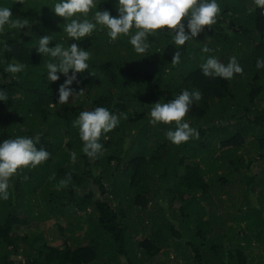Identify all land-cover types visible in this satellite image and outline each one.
Listing matches in <instances>:
<instances>
[{
    "label": "trees",
    "instance_id": "1",
    "mask_svg": "<svg viewBox=\"0 0 264 264\" xmlns=\"http://www.w3.org/2000/svg\"><path fill=\"white\" fill-rule=\"evenodd\" d=\"M57 2L0 0V7L10 8L12 19L27 20L30 25L22 29L5 25L0 32V42L6 41L11 49L6 51L0 43V91L8 97L0 100V142L39 135L35 146L50 153L48 160L34 168H19L9 181V199L0 198V264H123L121 256L126 264H142L163 247L178 245L189 224L198 228L199 239L197 245L184 239L195 252L194 260L187 258L185 264L197 260L201 264H264V68L256 67L258 59L264 60L262 10L254 0H217L221 12L211 27L205 26L183 46L175 45L169 29L158 30L147 37L148 50L138 54L129 43L135 27L129 36L121 34L115 41L99 24L80 40L68 37L64 27L70 20L52 10ZM94 4L86 16L77 13L72 19L95 23V12L103 10L118 15V0H94ZM183 22L186 26L187 18ZM44 35L52 37L49 47L77 43L91 53L88 69L76 73L79 84L70 85L77 93L66 104L58 102V88L66 77L58 72L59 79L49 81L46 63L50 57L36 51ZM204 46L212 51L203 52ZM176 51L180 62L173 65ZM209 56L224 64L235 57L243 74H234L231 80L205 76L200 65ZM14 62L25 69L7 72L8 64ZM182 90L202 93L184 117L198 130L199 138L177 145L166 138L175 123L152 125L149 113L152 104L175 99ZM96 107L124 113L127 119L121 117L117 127L102 133L103 151L92 159L81 151L83 142L73 121L81 111ZM161 148L168 154H159ZM254 161L256 169L251 166ZM239 166L246 168L242 171ZM53 173L55 178L50 179ZM69 173L71 182L57 190L59 180ZM167 195L171 200L179 198V219L163 213ZM249 199L254 210L247 208ZM219 200L226 209L218 211ZM201 201L209 208L200 207ZM133 207L149 210L147 230L135 240L140 229L126 216ZM232 210L247 225L244 243L224 253L217 252V243L200 251V228L208 234L224 233L234 243L237 234L229 233L231 221L221 220L216 227L210 221L212 215L221 217ZM191 213L193 219L185 222ZM63 215L76 218L74 225L57 222L61 231L72 233L63 245L48 243L39 231L19 233L31 217ZM83 223L87 226L83 235L75 236V228L82 229ZM250 244L258 250L248 260L244 248ZM225 249L229 248L225 245Z\"/></svg>",
    "mask_w": 264,
    "mask_h": 264
},
{
    "label": "clouds",
    "instance_id": "2",
    "mask_svg": "<svg viewBox=\"0 0 264 264\" xmlns=\"http://www.w3.org/2000/svg\"><path fill=\"white\" fill-rule=\"evenodd\" d=\"M254 4L262 10L261 14L264 15V0H254ZM94 7V0H59L54 4L52 10L57 16L70 20L66 23L64 31L68 37L74 40L89 36L97 24L105 26L109 30L107 35L112 41H115L121 34L129 36L135 27L137 31L130 35L129 43L138 54H144L150 47L147 37L164 28L169 29L172 33L175 45L183 46L188 40L196 37L205 26L211 27L215 24L216 17L221 12L217 0H118L117 16L103 10L95 12V23L88 19H72L77 13L86 16ZM252 10L249 9V11ZM12 16L10 8L0 7V32H3L5 25L13 29L30 26L27 20L12 19ZM185 18H187L186 26L183 22ZM51 40L52 37L49 35L41 36L36 51L50 57L46 63L49 81H57L59 79L58 72L66 77L58 88V102L66 104L69 97H73L77 93L70 85L74 81L79 84L76 73H82L88 69L87 61L91 58V53L80 48L77 43H72L68 48H64L61 44L49 47ZM0 43L3 44L6 51L11 50L6 41ZM202 51L208 53L212 49L204 46ZM171 62L173 65L180 62L179 51L173 53ZM25 67L24 64L14 62L9 63L5 70L15 74L23 71ZM256 67L264 68V60L258 59ZM70 69L72 70L71 75H69ZM200 69L205 76H218L227 80H231L234 74H243V69L235 57H231L228 63L224 64L214 56H209L200 65ZM82 92L83 89L79 91L80 94ZM7 98V94L0 91V100ZM201 99L202 93L199 90L192 92L182 90L175 99L152 104L149 123L152 125L175 123V129H169L166 132V138L177 145L187 142L193 137L199 138L198 130L185 122L184 117L193 100ZM121 117L127 119L126 114H113L105 107L81 111L73 121L74 126L78 127L79 137L83 142L81 151L87 157L96 159L103 151V146L99 142L102 133L110 132L117 127ZM39 140V135L34 137L17 136L14 139H5L0 142V198L9 199V181L19 168L29 166L34 168L49 159L50 153L47 150L43 147L37 149L35 146ZM70 157L71 161L75 163L76 153H70ZM25 178L27 179V177ZM54 178L55 173L50 179ZM71 179L70 173L66 178L60 179L56 186L57 190L67 187Z\"/></svg>",
    "mask_w": 264,
    "mask_h": 264
},
{
    "label": "rangeland",
    "instance_id": "3",
    "mask_svg": "<svg viewBox=\"0 0 264 264\" xmlns=\"http://www.w3.org/2000/svg\"><path fill=\"white\" fill-rule=\"evenodd\" d=\"M107 28L103 31L106 34ZM67 48V47H65ZM131 108V107H130ZM236 126H234L235 128ZM177 148H175L176 151ZM107 151V150H106ZM165 150H163L162 148L158 151L159 154H168ZM179 151L180 147H179ZM179 153V152H178ZM250 155H255V152L253 153L252 151H250L249 153ZM167 156V155H164ZM168 157L172 158V154H170ZM167 157V158H168ZM246 159V161L248 160V155L245 156V152H244V156H242ZM256 161V160H255ZM255 161L251 164V166L255 167V169L257 168ZM244 164H246L245 162H243ZM171 166L170 168H172V163L169 165ZM239 168L243 171L246 167L245 166H239ZM170 185V184H168ZM172 186V185H171ZM170 196H165L164 197V203L167 205V209L166 211L164 210L163 213H168L169 215H171L174 219H179V213L178 212L177 207L179 206V198H173L172 200L170 199ZM198 198V197H197ZM170 199V201H169ZM202 204L199 205L200 207L205 206L204 208H209V206L207 205V203H203V201H201ZM251 203L249 205H247L248 209L254 210L255 208L253 207V203L254 202H249ZM159 206H161L160 204H158ZM158 206V208L160 210H162L160 207ZM253 207V208H252ZM202 209V208H200ZM225 208V204L222 202V200H219V208L218 211L220 210H224ZM148 212L149 210H146L145 212L139 211L137 209H135V207L131 208L130 210H127V215L130 219H132L133 221L136 222L137 227L140 229V232L137 234H135L133 236V240L141 238L144 234H145V230H147L146 227L148 222ZM194 212V211H193ZM83 213V212H81ZM237 213L238 212H233L232 211H227L225 212L221 217L218 215H212V217L210 218L211 221V225L212 226H220L221 225V220H226L227 222L230 221L232 223L233 229L232 231H230L229 233H236L237 235H233L234 238V243H230V241L228 239H226V236L224 235V233L221 234H217V233H210L208 234L207 232L205 233L204 228H200L201 230H203L202 236H200V238L202 239L201 241H199L198 243H200V247H198V249L200 251L203 252V250L205 251L206 249H209L210 247H212V244L217 243L219 245L217 252H223L224 251H228V250H235L236 245L238 243L243 244L244 243V233H248L247 229L245 226L244 221L242 222L241 219L239 217H237ZM176 214V215H175ZM192 217H188L185 219V222L190 223L191 220L193 219V213ZM140 217H142V220L140 221ZM180 217V216H179ZM190 218V219H189ZM139 221L141 223H139ZM176 221V220H175ZM58 223H61L63 226L66 224V222H70V224H75L76 222V218L74 215H63V216H58V218L55 217H45V218H41V217H31L29 218L28 223L23 224L20 228H19V233H23V232H42V234L45 236L46 240L48 243L51 244H55V245H63V240L64 239H69L68 235H71L72 233L69 232L68 229H64L63 231H61L59 229V226L57 225ZM176 228L180 229V226L178 224V222L176 221ZM86 223L82 224V229L76 227L75 228V236H82L83 235V231L84 229L87 227L85 225ZM146 226V227H145ZM141 228H143L142 232ZM244 229H246V231H243ZM198 230L197 227L193 226L192 224H189V226H186V230L185 233L182 235V238H179L178 241H180V243L176 246L172 245L169 248L163 247L162 249H160L154 256H152L151 258H145L142 261V264H185V261L187 262V258L191 261H193V256H194V251L191 250V247L189 244L185 243L186 238H190L192 243H195V245H197V239H199L196 235V231ZM147 232V231H146ZM74 236V237H75ZM249 236V235H248ZM81 238V237H80ZM238 238L239 242H236L235 240ZM226 239V240H225ZM82 242H85V238H81ZM227 242V243H226ZM225 245L226 248L229 249H225ZM253 244L248 245L247 247L244 248V251L248 253V260H251V255H255V253L257 252V248L252 247ZM228 253V252H227ZM226 253V254H227ZM252 253V254H250ZM191 255V257H187L188 255ZM13 257L20 259V255L18 254H12ZM22 256V255H21ZM225 254L223 255L224 258ZM120 261L123 264L125 263L124 258L121 256ZM213 261V260H212ZM193 264H201L197 261H195V263Z\"/></svg>",
    "mask_w": 264,
    "mask_h": 264
}]
</instances>
